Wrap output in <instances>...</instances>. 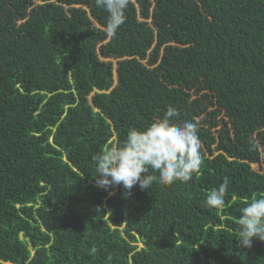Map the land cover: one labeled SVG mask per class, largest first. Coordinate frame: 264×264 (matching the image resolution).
<instances>
[{
  "label": "trees",
  "instance_id": "16d2710c",
  "mask_svg": "<svg viewBox=\"0 0 264 264\" xmlns=\"http://www.w3.org/2000/svg\"><path fill=\"white\" fill-rule=\"evenodd\" d=\"M125 15L112 37L95 0H0V264H264V241L236 238L264 197V0ZM168 106L198 125L199 172L127 198L97 187L93 157Z\"/></svg>",
  "mask_w": 264,
  "mask_h": 264
},
{
  "label": "clouds",
  "instance_id": "9594fccd",
  "mask_svg": "<svg viewBox=\"0 0 264 264\" xmlns=\"http://www.w3.org/2000/svg\"><path fill=\"white\" fill-rule=\"evenodd\" d=\"M131 0H95L98 8L106 10L107 34L115 37L126 21V9ZM180 113L168 106L164 116L145 128H129L123 144L109 146L93 157L96 168L95 185L104 190L120 186L125 197L134 186L148 190L153 182L172 185L174 182L187 183L202 165L201 142L196 122H173ZM149 169L157 173L151 175ZM229 179L214 187L205 201L209 208L220 209L225 203ZM112 194V193H110ZM236 238L243 248H251L254 239L264 241V197L253 198L243 207L237 221ZM95 246L89 255H95ZM108 264L112 256L107 258Z\"/></svg>",
  "mask_w": 264,
  "mask_h": 264
},
{
  "label": "rangeland",
  "instance_id": "374dc122",
  "mask_svg": "<svg viewBox=\"0 0 264 264\" xmlns=\"http://www.w3.org/2000/svg\"><path fill=\"white\" fill-rule=\"evenodd\" d=\"M102 59H104V58H102ZM105 60H107V59H105ZM112 62L115 64L116 60L112 59ZM253 167H256V166L253 165Z\"/></svg>",
  "mask_w": 264,
  "mask_h": 264
}]
</instances>
